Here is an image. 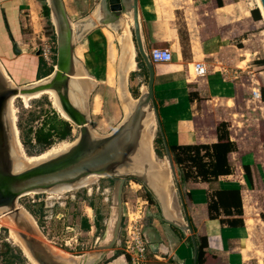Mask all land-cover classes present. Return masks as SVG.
<instances>
[{
    "label": "rangeland",
    "instance_id": "rangeland-1",
    "mask_svg": "<svg viewBox=\"0 0 264 264\" xmlns=\"http://www.w3.org/2000/svg\"><path fill=\"white\" fill-rule=\"evenodd\" d=\"M163 1L168 2L169 0ZM245 1L252 10H260L256 0ZM174 2L177 3L179 0H174ZM63 3L70 18L68 20L74 23L91 17L96 10L99 0H63ZM179 3L182 4V2ZM260 16L259 14L260 19L254 24V30H251L249 41L244 43V46L242 45V51L240 52L242 54L241 59H244L245 62L239 64L242 72L240 74V85L238 86L239 95L234 102L227 103V108H231L233 111L230 110L231 113L228 112L229 116L221 118L227 121L219 122L214 127L216 136V127L219 125L220 134L228 139L230 137L239 146L237 154L231 157L232 163L239 156L248 155L250 158L252 171L250 168L248 178H246L242 167L240 170H237L231 180L236 182L243 181L248 189L247 192L252 195L248 194V202L249 206L255 208V211H253L255 213H252L255 215L259 212H264V65H258L257 63L264 59V25L261 22ZM19 17L22 18V23L26 26L29 20L27 13L23 12ZM122 17L125 19L127 31L130 33L131 21L127 16H120V18ZM176 19L181 31L182 22L178 13H176ZM42 22L41 30L35 39V51L39 48L41 41L54 42L51 39L52 32L54 34L53 26L50 24V29L43 19ZM92 32L93 36L98 39L95 40L97 42L90 43L86 47V42L89 39L85 37L81 48L77 49L79 53L76 55L82 59L81 54L83 53L85 59L83 58L84 61H80L81 64L79 66L84 72L89 73L88 82L90 84V91L92 92L87 96L86 100L88 109L89 105L91 108V110H87L88 127H90L95 136L102 137L110 133L121 122L123 114H125L118 97L116 67L119 48L113 29L99 26L98 30ZM131 41L133 57H131L129 72L125 78V88L130 99L136 100L141 92L145 90L146 77H143V79L136 78V75L130 74L131 71H136L135 63L139 65L141 61L136 54L134 42L132 39ZM84 42L85 44L83 45ZM196 61L200 62V57H197ZM52 65L53 62L48 66L45 65V67L51 68ZM188 68L191 74L190 80L193 81L191 66ZM215 72H217V69ZM12 87L20 88L21 86ZM252 88L258 90L259 98L248 103L245 100H251L249 93ZM50 94L46 92L31 97V99L17 98L13 102L11 115L13 120L15 118L17 133L15 132L14 134L15 138L17 135L18 139L14 141L17 153L22 157H24L22 151L26 156H33L43 152V149L33 141V131L40 128L44 123L48 124L54 116L57 119L66 121L70 125L71 135L68 140L54 142L51 148L46 151L44 150L45 152L41 155L48 154L50 151H54V149L60 150L65 144H67L65 146L67 147L69 143L78 137V128L71 122L63 119L57 103L53 100L52 94ZM198 109L196 106V111ZM208 122L209 120L206 117L200 119V123ZM197 129L202 134L206 133L202 128ZM158 132L155 122L152 123L148 128L151 150L153 158L160 163L163 162V166H166L164 152L159 144L155 142ZM155 151L160 156H157ZM88 185L64 194L38 193L22 195L17 198L15 207L19 211H25L27 217L34 222L31 225L32 234L29 233L27 236L29 235L31 240L44 247H53L71 256L83 258L81 262L86 256L88 258L87 261L92 259L93 262L99 256L97 252L104 251L103 257L97 264H108L110 262L113 263V261L115 264H128V258L124 253V242L131 236L130 230H127V219L129 217L136 219L137 224L141 226L139 235L142 240L147 242L144 264H177L172 261L169 254L162 255L159 252H150L148 244H156L157 242L152 221L153 219L159 220L161 223L163 221L154 199L151 197L152 202L148 203L145 200L146 189L134 180L124 181L120 190V220L114 243L107 249L97 248L103 238L110 217L111 197L114 193L115 182L110 178H95ZM187 188L183 184L179 185L182 202L184 203L188 201L185 193V189ZM168 192L170 195V207L174 208L175 216L178 219H182L180 205L171 178ZM96 217L100 218L98 227L95 225ZM84 220L88 225L87 229L82 228ZM1 222L0 218V264H35L33 258L29 259L16 240L12 239L13 236L8 226L6 224L2 225L3 223ZM251 228L252 221H249V223H246L244 229V231L249 232L245 249L248 253L247 258L250 259L246 262L249 264H264V227H258L256 231L255 228L253 230ZM23 240L26 244L28 243L25 238ZM247 258L243 256V259Z\"/></svg>",
    "mask_w": 264,
    "mask_h": 264
},
{
    "label": "crops",
    "instance_id": "crops-1",
    "mask_svg": "<svg viewBox=\"0 0 264 264\" xmlns=\"http://www.w3.org/2000/svg\"><path fill=\"white\" fill-rule=\"evenodd\" d=\"M170 1L137 0L140 34L145 51L166 48L171 53L169 63L152 64L153 105L169 145L212 144L217 141L215 125L227 121L221 118L229 116L228 112L233 111L227 108V103L234 102L239 95L242 73L239 64L245 62L240 52L242 45L249 41L258 20H252V9L245 0H219L220 5L216 4V0H179L182 4ZM23 12L27 13L29 19L26 26L19 17ZM176 13L181 17V31ZM42 19L46 24L38 0H0V67L13 86L37 81L36 72L41 58L34 50V44L43 25ZM99 26L95 24L75 41L73 56L79 65L85 58L83 53H80L82 59L76 55L79 53L77 49L81 48L85 37L89 39L86 47L97 42L92 31L98 30ZM115 39L119 42L116 34ZM197 57H200L206 74L203 77L192 76L191 81L188 67L197 62ZM135 65L136 71L130 74L136 75V78L146 77V71L138 63ZM190 93L194 94L191 101L188 98ZM245 101L249 103L252 100ZM205 117L209 124L200 123V119ZM197 128H202L206 133H200ZM228 140L235 145V151L227 155V162L232 168L230 175L209 183L183 184L188 187L185 189L188 201L182 202L184 213L189 219L194 239L202 246L203 255L198 264H249L246 261L250 258H247L245 249L249 233L244 231L246 223L252 221L251 229L255 228V231L258 227H264V222L259 218V214L264 212L252 214L255 208L249 206L248 202L249 195H252L247 192L243 181L231 180L243 166L252 171L250 158L248 155L239 156L232 163L231 157L237 154L239 146L230 137ZM215 190L239 191L242 227L220 226L216 220L207 218L206 195ZM181 216L180 220H183L182 211ZM161 220L163 223L156 219L152 221L158 252L169 254L177 264H192L187 236L167 224L162 217ZM243 256L247 259H243Z\"/></svg>",
    "mask_w": 264,
    "mask_h": 264
},
{
    "label": "water",
    "instance_id": "water-1",
    "mask_svg": "<svg viewBox=\"0 0 264 264\" xmlns=\"http://www.w3.org/2000/svg\"><path fill=\"white\" fill-rule=\"evenodd\" d=\"M44 1L49 10L50 23L54 29L55 45V64L52 72L47 76V82L36 86L26 85L20 88H10L0 74V207H11L13 201L15 202L17 198L27 193H44L58 187H70L73 190L87 176L110 178L115 182L114 193L118 208V221L114 228L112 242L108 246H97L100 249H107L114 243L120 220L122 184L126 180H134L142 185L154 199L162 219L167 224L177 228L183 236L189 238L192 264H195L197 248L184 213L179 190L180 172L172 162V156L162 141L167 169L183 214V221L180 220V222L174 218L165 220L164 215L168 216V208L160 201L165 200V195L161 190H157L154 185L155 182L157 184L162 183L165 174L155 162L142 158L138 151L141 148L142 122L147 118V114L150 113L153 116L159 132L160 125L156 108L153 105V69L142 43L137 0H99L96 7V12L110 20L111 18L116 20L122 15L130 16V37L134 42L136 54L146 71L145 90L135 100L128 116L122 119L110 133L102 137L95 136L88 127L87 112H80L69 99L70 79L78 76L76 69L78 62L73 56V47L80 36L74 38L72 25L66 16L61 0ZM258 1L264 14V0ZM52 20L54 24H52ZM44 90L54 91L62 111L70 122L78 128L77 142L66 152L27 167L20 172H12L10 160L6 154L7 133L2 117L7 99L10 96L31 94ZM151 245L156 248L158 245L148 244L150 252L157 253L158 250L151 248ZM40 258L41 261H45L43 257Z\"/></svg>",
    "mask_w": 264,
    "mask_h": 264
},
{
    "label": "bare ground",
    "instance_id": "bare-ground-1",
    "mask_svg": "<svg viewBox=\"0 0 264 264\" xmlns=\"http://www.w3.org/2000/svg\"><path fill=\"white\" fill-rule=\"evenodd\" d=\"M61 1L63 4V7H64V11L66 13V16L69 18L68 14L66 12L63 0H61ZM256 1H257L258 6L261 10V11L259 10V12H260V15H261L263 22H264L263 11L261 9L259 1L258 0H256ZM123 16L125 17L127 15H123ZM127 17L131 21L130 16H127ZM70 23L72 25L74 38L81 36L86 31V29H90L95 24L101 25L105 28L113 29L115 34L118 35L119 55H118V62H117V67H116L118 97L120 99L122 109L125 112V114H123L122 119L126 118L129 114L130 110L134 106L135 100L130 99L128 92L126 91V88H125V78L128 75L129 67H130V60H131V57L133 56L131 37H130V33H128V31H127V25L125 23V19L122 17V18H117L116 20H113L111 18V20H110L109 18L102 17V15L99 12H96V10H95V12L93 13V15L91 17L84 18L78 22H74V23L70 22ZM52 24H54L53 20H52ZM76 69L78 72V73L76 72L78 74V76L75 78H71L70 83H69V87H70L69 99H70L71 103L78 110H80V112L84 113V112H87V110H89L88 106L86 105V100H87V96L90 95L92 91H90V84L88 82L89 76L86 74V72H84L81 69L79 64H76ZM0 74L3 76L7 85L11 88L13 85L10 83L9 80L6 79L7 77L5 76L1 67H0ZM47 80H48V77L46 76L44 78L37 80V82H35V83L33 82V83H29L27 85L36 86L38 84H42V83L47 82ZM24 86H26V85H24ZM46 92H49L52 94V95L51 94L50 95L53 96V100L57 103V105L60 109L59 111H61V113H62L63 119L70 122L68 117L62 111V109L58 103V100L56 98V95H55L54 91H52V90H44V91H37V92L31 93V94L10 96L7 99L6 107L4 109V113H3L2 117L4 120V127H5V130L7 133V139H6V145H7L6 146V152L7 153L6 154H7L8 159L10 160V165H11L10 169L12 170V172H20V171L26 169L27 167L39 164V163H41V162H43L49 158H53V157H55V156H57L63 152L68 151L77 142V139H76L73 142L69 143V145L67 147H65L67 145V144H65L63 148L60 147V148H62L60 150L54 149V151H52V152L50 151V153H48V154H44V155H40V156H36V157L28 158V156H26L23 153V151H22V154L25 158L22 157L21 155H18L17 150H16V145H15V141H17L18 139H17V135L15 138V134H14L15 132L17 133L16 126H15V118L13 120V117L11 115V108L13 109V102L17 98L18 99H21V98L31 99V97H34L36 95L43 94ZM55 107H56V105H55ZM152 123H154L153 116L150 113H148L147 118H145L142 122V128L143 129H142L141 137H140L141 138L140 139L141 148L138 149V151H139V154L141 155L142 158H147L148 160L155 162L156 165L158 166V168L165 174V178L163 179L162 183L160 182L159 184H157V182H155V184H154L156 189L161 190L162 192H164V195H165V200L164 201L160 200L168 208V216L164 215L165 220H171L174 218L178 222H180V219H178L175 216L173 209L170 207V195L168 192V187L170 185V174H169L168 169H167V162H166V160H164L166 162V166H163L164 165L163 162L160 163L159 161H157L153 158V153L151 150V141H149V136H148V128ZM95 178H100V177L87 176L86 178L82 179L76 185V188H74L73 190L85 187L86 185L92 183ZM70 191H72V189L70 187H58V188H54V189H52L48 192H44V193H47V194H58V193L62 194L63 193L64 194V193H68ZM29 194H38V193H27L24 195H29ZM12 204L13 205L11 207H7V206L0 207V218L2 220L1 223H3L2 225L6 224V226H8V228L10 229L11 235L13 236L12 239L16 240L18 245L22 248V251H24V254L27 257H29V259L33 258V260L35 261V264H41L43 262L40 260L41 259L40 257H43L45 260L43 262V264H77V263L82 264V262H83V264H86V263L94 264V262L99 261L103 257L104 251L99 250L100 252H97V254L99 256H98V258L93 260V262H92V259L87 261L88 260L87 256L81 262V259H83V258L80 259L79 257H74V256H71L70 254H66L60 250H57L56 248L44 247L43 245H40L37 242H34L33 240L30 239L31 237L29 235L27 236V234H29V233L32 234V232H31V227H32L31 225H33L32 219L27 217V215H26L27 213L25 211H24L25 213L22 211H19V209L15 207L14 201ZM117 209L118 208H117V202L115 200V193H113V195L111 197L110 217H109V220L107 222V226H106V230H105V233L103 235V238L99 243L100 247L101 246H103V247L108 246L112 242V236H113L114 228H115L116 223L118 221V210ZM108 233H109V236L107 237ZM23 238H25L28 241V243H27L28 246L24 242ZM154 247L155 246L151 245V248L156 249V250L158 249V247L157 248L156 247L154 248Z\"/></svg>",
    "mask_w": 264,
    "mask_h": 264
},
{
    "label": "trees",
    "instance_id": "trees-1",
    "mask_svg": "<svg viewBox=\"0 0 264 264\" xmlns=\"http://www.w3.org/2000/svg\"><path fill=\"white\" fill-rule=\"evenodd\" d=\"M41 3V14L46 20V25L51 29L49 22V10L44 3V0H38ZM216 4L220 5V1L216 0ZM259 11V10H258ZM256 9L250 11V16L253 21L259 20V14ZM261 17V16H260ZM261 22L264 25L261 17ZM51 39L54 41V34L52 32ZM258 65H264V59L257 62ZM55 64V57L53 58V65ZM52 65V66H53ZM139 66L143 67L140 61ZM145 70V69H144ZM52 71V67L46 68L42 60L38 61V68L36 72V80L48 76ZM192 93L188 95L189 100L193 99ZM160 125V124H159ZM219 125L216 127L217 141L212 144H191L172 146L167 143L164 137L163 130L160 126V132L157 134L155 142L159 144L163 150V142L170 155L172 156V162L176 165L180 172L179 185L185 183H209L216 181L219 177L227 176L232 173V168L227 162V155L235 151L234 143L230 142L228 138L223 137L219 132ZM71 135L70 125L64 121L57 119L56 116L52 117L48 124L44 123L40 128L33 131V141L37 146L43 149V152L33 155L39 156L43 154L47 149L51 148L54 142H62L68 140ZM45 150V151H44ZM157 156L160 154L155 151ZM28 156V157H33ZM244 174L246 178L249 176V170L247 166H243ZM145 200L148 203L152 202L151 196L146 193ZM206 213L209 220H216L220 226L228 228H238L243 226L242 222V210L240 203V196L238 190H215L210 191L206 195ZM259 218L264 222V213L259 214ZM99 217H96L95 225L98 227ZM189 225V219L186 217ZM82 228L87 229L88 225L84 220L82 222ZM186 243L189 248L191 244L189 238H186ZM196 244V258L195 264L201 260L203 252L202 246Z\"/></svg>",
    "mask_w": 264,
    "mask_h": 264
},
{
    "label": "built area",
    "instance_id": "built-area-1",
    "mask_svg": "<svg viewBox=\"0 0 264 264\" xmlns=\"http://www.w3.org/2000/svg\"><path fill=\"white\" fill-rule=\"evenodd\" d=\"M37 55L48 66L53 62L55 57V45L54 42L41 41L39 48L36 49ZM148 59L151 64H167L171 61V53L166 48H151L148 52ZM191 71L194 78L203 77L206 74L204 65L200 62L193 63L191 65ZM251 100H257L259 98V92L257 89L252 88L249 93ZM128 217V215H127ZM139 226L136 219H127V230H130L131 236L124 242V253L127 256L128 264H144L145 251L147 248V242L142 240L139 235Z\"/></svg>",
    "mask_w": 264,
    "mask_h": 264
},
{
    "label": "flooded vegetation",
    "instance_id": "flooded-vegetation-1",
    "mask_svg": "<svg viewBox=\"0 0 264 264\" xmlns=\"http://www.w3.org/2000/svg\"><path fill=\"white\" fill-rule=\"evenodd\" d=\"M89 110H90V105H89ZM34 223V222H33Z\"/></svg>",
    "mask_w": 264,
    "mask_h": 264
}]
</instances>
